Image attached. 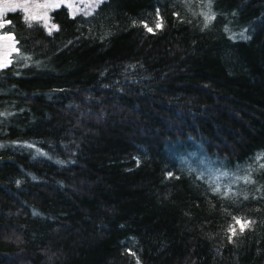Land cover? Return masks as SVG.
I'll use <instances>...</instances> for the list:
<instances>
[{
    "label": "trees",
    "instance_id": "trees-1",
    "mask_svg": "<svg viewBox=\"0 0 264 264\" xmlns=\"http://www.w3.org/2000/svg\"><path fill=\"white\" fill-rule=\"evenodd\" d=\"M207 3L3 14L0 264H264V0Z\"/></svg>",
    "mask_w": 264,
    "mask_h": 264
},
{
    "label": "snow or ice",
    "instance_id": "snow-or-ice-1",
    "mask_svg": "<svg viewBox=\"0 0 264 264\" xmlns=\"http://www.w3.org/2000/svg\"><path fill=\"white\" fill-rule=\"evenodd\" d=\"M104 3V0H94L93 4L89 5V8L92 9L90 11L84 12V15H92V11H94L95 7H99L100 4ZM35 7L38 8H60L61 7V3L57 2V3H53V4H39V5H35ZM67 7L69 9L74 8V5L71 3H67ZM16 8H20L24 13H28L29 12V7L26 4H17L14 7H12V10L15 11ZM206 8L208 9L207 11H202L201 15H203L204 17V27L207 28L213 20L216 19V13L212 12V0H208V3L206 5ZM83 10L80 8H76L74 11H72V15L75 16L78 12H82ZM157 17H159V11L157 10ZM23 19L26 21L27 25L29 27H32L33 22H36L38 24H42L48 31L49 34H51L54 30L59 31V26L56 24H50L49 22V18L47 16V13L45 12L44 15L42 16H36V15H32V14H26L24 15ZM11 21H7V20H0V29H3L6 25L10 24ZM135 23V22H133ZM144 27L147 28L148 32H152L153 29L148 27L146 24L144 25ZM156 29H161L163 27V21H162V17L157 19L156 24H155ZM225 31H229L227 29V27L225 28ZM241 39H247V37H245L243 35V33L240 34ZM3 39H12L15 40L14 37H11L7 34H5L4 37H2ZM232 39H235V35H233L231 37ZM13 51L19 53V49L13 47ZM10 54L6 53L3 57V59H0V71L7 69L11 64H12V60L8 58ZM261 158H264V152L257 154L256 159L259 160ZM137 163H139V161H137ZM261 168H264V164L260 165ZM225 175H227V173H224ZM167 177L171 178L172 177V173L169 172L167 173ZM241 179H243L246 183H255V181H253L249 176H245L242 177ZM213 192L216 193H220L221 189L219 187V185H217L216 187L212 188ZM224 196L228 195V192H224L223 193ZM245 199H247V196H245ZM235 221V225H240L239 231L241 234H243L245 227H250L253 223V221L250 220H245L243 223H241V218L240 217H233L232 218ZM235 225H229L228 229H227V233H230V235H228V239L229 242H232V238L234 236L237 235L236 233V228ZM133 256H135V253H131ZM137 264H139V258L137 257Z\"/></svg>",
    "mask_w": 264,
    "mask_h": 264
},
{
    "label": "rangeland",
    "instance_id": "rangeland-1",
    "mask_svg": "<svg viewBox=\"0 0 264 264\" xmlns=\"http://www.w3.org/2000/svg\"><path fill=\"white\" fill-rule=\"evenodd\" d=\"M93 0H40V1H34V0H0V20H5L2 19V16L5 12L12 10V7H14L17 4H26L29 7V12L32 13V15L36 16H42L44 13H47L48 16V9L45 8H38L35 7V5L39 4H53V3H61L64 5H67V3H71L74 5V8L72 10H75L76 8L80 9H87L90 10L89 5L93 4ZM18 9V8H16ZM9 21V20H7ZM9 25V24H8ZM6 25L3 29H0V59H3L4 55L6 53L10 54L8 56L9 59L12 60L13 54L15 51H13V47L17 48L16 46V40L12 39H3L2 37L5 36V34L14 37V34L12 31L7 30Z\"/></svg>",
    "mask_w": 264,
    "mask_h": 264
}]
</instances>
